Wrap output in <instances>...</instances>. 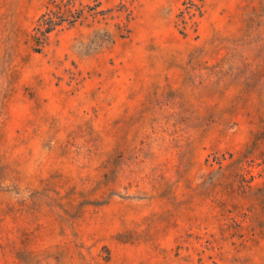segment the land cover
I'll list each match as a JSON object with an SVG mask.
<instances>
[{
  "label": "rangeland",
  "instance_id": "1",
  "mask_svg": "<svg viewBox=\"0 0 264 264\" xmlns=\"http://www.w3.org/2000/svg\"><path fill=\"white\" fill-rule=\"evenodd\" d=\"M0 0V264H264V0Z\"/></svg>",
  "mask_w": 264,
  "mask_h": 264
},
{
  "label": "trees",
  "instance_id": "2",
  "mask_svg": "<svg viewBox=\"0 0 264 264\" xmlns=\"http://www.w3.org/2000/svg\"><path fill=\"white\" fill-rule=\"evenodd\" d=\"M97 6H89L86 11L82 0H49L45 12L36 22L33 40L36 43H42L51 33L60 28H72L78 23L91 24L104 20V18H99V14L108 13L111 9L98 12Z\"/></svg>",
  "mask_w": 264,
  "mask_h": 264
}]
</instances>
